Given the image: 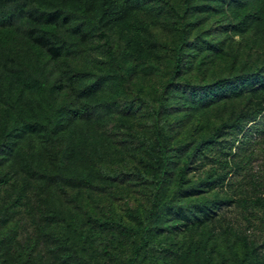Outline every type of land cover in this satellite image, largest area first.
Returning <instances> with one entry per match:
<instances>
[{
  "label": "rangeland",
  "instance_id": "1",
  "mask_svg": "<svg viewBox=\"0 0 264 264\" xmlns=\"http://www.w3.org/2000/svg\"><path fill=\"white\" fill-rule=\"evenodd\" d=\"M141 1L144 7L134 10L143 24L137 27L130 13L124 27L106 29L110 48L122 56L128 74L114 75L116 66L98 34L61 55L41 48L36 58L30 44L21 47L32 56L31 65L42 66L49 93L32 94L25 88L16 98L0 87V113L8 107L22 121L27 113L42 115L48 102L56 99L79 114L68 115L56 133L43 131L49 123L41 132L23 133L16 127L0 145V264H124L139 238L132 229L144 220L152 203L157 139L165 134L155 132V110L161 103L168 106L158 115L167 125L164 139L170 158L158 203L174 209L166 213L163 206L142 264H233L234 255L244 250L243 237L264 259V211L247 203L264 192V101L257 92H246L202 112L189 101L177 103L174 95L163 91L172 65L177 15L160 0ZM168 1L181 5V0ZM226 3L220 2L224 8ZM200 18L189 34L177 82L187 78L197 86L247 65L262 66V32L238 31L228 11L215 17L205 12ZM198 58L203 60L200 66ZM5 63L0 58V67ZM93 82V89L85 90ZM255 107L262 108L255 126L238 135L247 139L240 155L252 157L239 162L242 167L231 171L228 183L207 189L202 182L209 167L190 163L179 184L176 174L183 160L179 143L194 141L211 125ZM58 149L63 150L61 156ZM60 158L77 173L88 174L94 184L67 182L58 168ZM190 188L198 192L181 195ZM224 197L232 201L220 203L216 215L191 232L187 226L192 222L174 213L182 207L189 214L194 203ZM93 217L120 220L129 229L104 226ZM66 222L83 230L86 244Z\"/></svg>",
  "mask_w": 264,
  "mask_h": 264
},
{
  "label": "trees",
  "instance_id": "2",
  "mask_svg": "<svg viewBox=\"0 0 264 264\" xmlns=\"http://www.w3.org/2000/svg\"><path fill=\"white\" fill-rule=\"evenodd\" d=\"M169 5V8L177 15V22L174 27L175 40L172 46V65L170 74L165 78L163 91L170 92L177 99V103L189 101L192 108L202 112L211 110L212 107L221 105L231 97H238L246 92H257V96L264 101V57L262 66L247 65L241 68L238 73L213 79L209 82L192 85L187 78L177 82L176 74L183 65V57L186 53V45L191 30L200 23V14L207 13L209 17L228 11L233 20V26L240 32L245 30L260 31L264 35V0H227V7L220 4L224 0H181L180 7L171 5L168 0H160ZM209 3V4H208ZM212 4L213 9L210 8ZM144 7L141 0H0V58L4 57L8 64L0 67V87L6 92L14 93L16 98L25 91L30 90L32 94L49 93V82L44 74L41 65H31V55L20 49L24 43L30 44L33 56H40L41 48L50 50L54 55H61L64 51L79 47L83 40H88L95 34L105 39L108 56L116 66L114 75L122 72L128 74V69L122 62V56L112 51L109 45V35L106 29L112 27H124L128 15L133 13L137 27L143 24V20L137 15L134 9ZM132 11V12H131ZM133 23V22H132ZM134 25V24H133ZM193 27V28H192ZM190 30V31H189ZM53 55V54H52ZM202 58L196 60V65L202 64ZM95 82L85 90H91ZM178 84L179 88H171ZM175 93V94H173ZM138 100L145 102L143 98ZM0 113V145L7 136L20 127L23 133L41 132L46 123L49 125L43 131L58 132L64 127L68 115L79 114L76 108L66 102L56 99L48 102L42 115L24 114L20 121L17 116L9 112L8 107L2 108ZM168 106L160 104L156 111V130L159 136L161 130L165 134L157 139L158 154L154 157L156 173L154 174L152 203L148 208L144 220H140L132 229L139 233V238L131 250L124 264H142L150 248L151 235L163 215V206L166 213H173V206L158 203L162 175L166 172L170 155L164 137L167 135L166 122L159 119L160 112L166 111ZM261 109L255 107L251 110H239L218 124L210 126L206 134L199 136L191 142L181 141L179 148L183 153L181 167L176 174L178 183H184L185 170L190 163L195 168L208 166L203 184L209 190L222 187L228 183L232 170L242 167L239 162L250 160L252 154L240 155L244 152V137L238 138L250 126H255ZM237 144V147H236ZM235 147V148H234ZM234 148V151L232 150ZM236 149V150H235ZM63 150L58 149L61 156ZM252 153V152H251ZM239 154V155H238ZM237 157V159H236ZM244 157H246L244 159ZM59 171L67 182L73 185H93L94 181L86 173H77L68 166L62 158L59 159ZM195 188L183 192L187 196L197 193ZM230 198L220 200H209L194 203L189 207V214L179 207L174 213L191 221L188 227L193 231L202 223L210 221L216 215L217 206L220 203H228ZM249 204L257 206L264 211V192L250 198ZM56 213V211H55ZM57 215L59 213L57 212ZM93 219L104 226H118L129 229L120 220ZM69 229L86 244V234L83 230L70 222H66ZM187 225V224H186ZM244 250L240 255L235 254L233 264H264L260 258L255 245L246 238H242ZM76 251V249H72ZM83 263H86L82 254H78ZM21 262L24 260L21 258Z\"/></svg>",
  "mask_w": 264,
  "mask_h": 264
}]
</instances>
